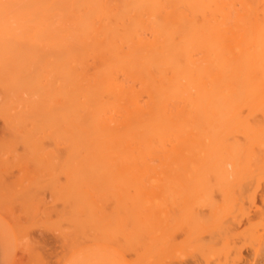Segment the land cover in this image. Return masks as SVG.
Returning a JSON list of instances; mask_svg holds the SVG:
<instances>
[{"label": "rangeland", "instance_id": "rangeland-1", "mask_svg": "<svg viewBox=\"0 0 264 264\" xmlns=\"http://www.w3.org/2000/svg\"><path fill=\"white\" fill-rule=\"evenodd\" d=\"M139 3L0 0V60H37L43 66L72 59L92 44L181 41L194 17L200 19L188 0ZM253 5L257 26L264 22V2ZM127 34L132 37L124 38ZM3 67L0 264H264V138L253 136L250 150L239 155L250 167L236 173L166 168L124 173L104 165L78 171V162L83 167L93 159L75 156L72 125L25 120L27 95H12L19 86L7 83L11 76ZM17 68V75L34 70ZM49 77L45 73L40 83L53 82ZM53 94L43 107L51 114L59 100ZM250 111L241 114L264 123V109ZM238 139L245 142L242 134ZM226 225L235 233L223 239ZM201 241L213 244L205 256L198 251Z\"/></svg>", "mask_w": 264, "mask_h": 264}, {"label": "bare ground", "instance_id": "bare-ground-1", "mask_svg": "<svg viewBox=\"0 0 264 264\" xmlns=\"http://www.w3.org/2000/svg\"><path fill=\"white\" fill-rule=\"evenodd\" d=\"M188 2L200 21L191 19L181 41L92 44L45 67L37 60H0L11 76L6 82L19 86L12 95H27L21 118L70 123L75 156L93 159L83 167L78 162V171L100 165L124 173L247 170L240 153L250 150L253 136L264 138V123L241 114L264 109V22L253 25V0ZM24 66L34 70L13 73ZM45 73L54 81L42 85ZM51 91L59 99L55 114L43 108L52 102ZM223 230V239L235 233L231 226ZM197 245L204 255L213 244Z\"/></svg>", "mask_w": 264, "mask_h": 264}]
</instances>
